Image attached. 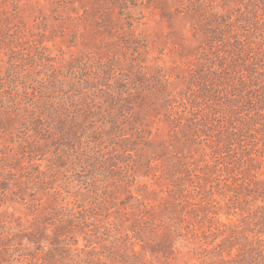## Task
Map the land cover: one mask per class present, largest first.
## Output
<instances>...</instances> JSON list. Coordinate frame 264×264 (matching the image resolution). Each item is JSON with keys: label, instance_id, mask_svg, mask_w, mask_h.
Here are the masks:
<instances>
[{"label": "rangeland", "instance_id": "1", "mask_svg": "<svg viewBox=\"0 0 264 264\" xmlns=\"http://www.w3.org/2000/svg\"><path fill=\"white\" fill-rule=\"evenodd\" d=\"M0 264H264V0H0Z\"/></svg>", "mask_w": 264, "mask_h": 264}]
</instances>
